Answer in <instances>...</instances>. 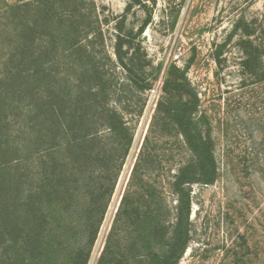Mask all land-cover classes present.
<instances>
[{"label":"trees","instance_id":"trees-1","mask_svg":"<svg viewBox=\"0 0 264 264\" xmlns=\"http://www.w3.org/2000/svg\"><path fill=\"white\" fill-rule=\"evenodd\" d=\"M124 16L111 56L108 17L93 0H0V264H88L133 144L116 89L152 87L137 41L151 14L136 32ZM161 91L156 126L175 129L189 152L167 182L174 204L145 178L146 136L96 264H177L190 240L191 186L218 177L211 124L185 69L171 64Z\"/></svg>","mask_w":264,"mask_h":264},{"label":"rangeland","instance_id":"rangeland-1","mask_svg":"<svg viewBox=\"0 0 264 264\" xmlns=\"http://www.w3.org/2000/svg\"><path fill=\"white\" fill-rule=\"evenodd\" d=\"M104 26L105 49L112 56L114 23L125 14L124 28L136 32L152 87H117L116 97L133 144L106 204L88 264H96L128 188L132 165L149 138L151 170L170 208L167 182L189 152L170 129L162 134L156 102L169 66L185 69L199 98V114L211 124L218 177L191 186L190 240L177 264H264V0H93ZM115 73L124 77L119 67ZM152 73V74H151ZM153 125V127H152ZM161 185V186H160ZM168 214L170 222L173 214ZM120 233L113 238L116 241Z\"/></svg>","mask_w":264,"mask_h":264}]
</instances>
